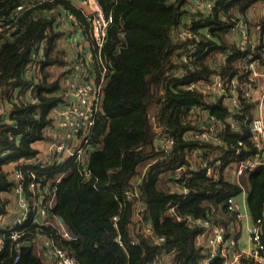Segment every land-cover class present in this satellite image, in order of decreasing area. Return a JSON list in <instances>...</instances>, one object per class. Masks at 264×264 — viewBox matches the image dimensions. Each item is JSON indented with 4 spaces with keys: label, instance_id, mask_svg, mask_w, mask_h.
Listing matches in <instances>:
<instances>
[{
    "label": "trees",
    "instance_id": "obj_1",
    "mask_svg": "<svg viewBox=\"0 0 264 264\" xmlns=\"http://www.w3.org/2000/svg\"><path fill=\"white\" fill-rule=\"evenodd\" d=\"M261 1L215 0L206 10L196 0H98L114 21L101 49L108 72L94 126L99 145L87 157L91 174L83 177L74 163L47 172L43 184L49 188L51 179L65 173L56 193L49 190L46 197H53L49 222L27 221L18 259L16 242L7 239L0 264H54L45 254L53 248L42 243L43 236L72 253L78 264H150L161 256L168 263L200 264L207 254L202 220L224 225L227 238L239 236L242 223L228 200L238 198L244 186L228 179L226 170L260 152L252 139L258 101L246 90L257 84L249 80V62L258 61L264 69L259 56L264 37L258 47L249 43L243 50L234 27L244 16L247 23L248 10ZM19 4L26 7L18 10ZM63 8L74 18L63 16ZM63 23L81 26L92 38L90 24L73 0H0V107L7 106L9 120L0 112V218L13 187L8 167L37 155L36 143L52 121L50 111L62 100L60 78L50 79L49 67L67 64ZM185 27L191 35L184 38L179 31ZM45 38L35 81L27 76L26 65ZM191 44L195 50L186 61ZM215 74L226 82L223 93L198 84L211 82ZM30 88L37 103L14 99L16 90ZM233 89L238 103L231 105L225 97ZM213 117L221 128L214 131L218 142L197 135ZM161 134L173 138L169 148L162 146ZM217 159V171L207 175L204 163ZM164 178L175 188H162ZM245 178L249 212L254 220L264 218V164ZM61 223L75 239L59 232ZM145 224L151 233L144 231ZM154 235L164 239L156 243ZM211 264L225 263L216 258ZM243 264L256 263L247 255Z\"/></svg>",
    "mask_w": 264,
    "mask_h": 264
},
{
    "label": "built area",
    "instance_id": "obj_2",
    "mask_svg": "<svg viewBox=\"0 0 264 264\" xmlns=\"http://www.w3.org/2000/svg\"><path fill=\"white\" fill-rule=\"evenodd\" d=\"M85 17L90 24V30L92 32V42L94 46V54L96 58V64L98 66V73L96 78L89 76L90 72H87L89 66L80 54H75L74 57L65 59L67 64L64 65L65 73L63 74V83L58 94L61 97V101L53 106L50 111L51 123L47 124L43 129L44 138L47 139L48 145L41 147L37 155L33 158H24L19 161L8 171L12 180L13 187L10 192L17 196L20 211L16 215V219L10 223L6 222L10 212L0 218V251L6 246L7 239H11L16 242L15 249L17 255L15 261L18 259L20 247L23 243L22 237L24 236V227L27 221L38 222L45 224L49 222L48 206L53 203V197L49 200L46 199L49 190L53 194L56 193L57 183L62 181L64 172L59 174L49 181L54 185L49 188V184L45 181L46 173L54 170H61L71 163L78 166L79 171L83 177H87L91 174V170L87 166V157L93 149H95L99 142L94 139V126L96 121V113L99 111L102 102V96L104 91V82L108 72L106 63L101 54V49L106 41L107 32L110 25L114 21L112 13H107L98 2V0H82ZM34 3H30L33 5ZM196 5L201 9L210 10L216 4L215 0H196ZM25 4H19L18 10L24 9ZM63 14L67 13L69 18H74V14L63 8ZM246 21L244 17H241L236 21L234 27L235 32L239 35V44L241 49L245 50L247 44L251 43L252 48L258 47L260 40H252L249 31L246 27ZM8 26V25H7ZM14 27V26H13ZM0 24V30H2ZM182 37L191 35L188 28H183L179 31ZM47 47V38L41 41L37 47L34 57L26 65V74L29 78L35 77V81L41 74V59L44 56L45 48ZM190 49L185 51L184 57L188 61L190 56L195 50V44H191ZM260 58L264 57V45L259 51ZM88 66V67H87ZM251 72L249 80L256 82L257 77L261 74L262 66L258 61H251L248 64ZM71 69V70H70ZM69 72L70 77L68 80L66 75ZM79 70H82L80 72ZM63 71V72H64ZM84 77V80L82 79ZM237 81L233 82V86H237ZM198 84L204 85L208 90H212L215 93H223L226 82L219 75L215 74L211 82L200 80ZM195 83L189 84L193 87ZM246 90L247 95L253 96V89ZM32 88L25 90H16L14 96L16 100L23 99L25 102L37 103L38 98L32 94ZM226 101L231 105L238 103L237 93L233 89L231 96L225 97ZM258 101V110L252 121V139L254 145L260 149L255 157L247 158L245 160L234 162L236 164L233 170L237 175L244 173L248 174L255 170V168L264 164V92ZM236 112V110H233ZM0 112L5 114L7 119V106L4 104L0 107ZM38 116V115H37ZM202 132L198 133L207 140L214 139L220 141V136L214 131L221 130L220 126H217L215 118L207 124L202 125ZM22 134L20 135V137ZM19 137V139H20ZM161 144L164 148H169L173 142V138L167 135L161 134L159 136ZM242 144V141H239ZM221 164V160L217 159L213 164L209 161L204 163L207 175L213 176L217 171V167ZM231 166V165H230ZM146 170V169H145ZM178 173L179 170H177ZM239 182V181H238ZM240 183V182H239ZM241 184V183H240ZM9 192V193H10ZM8 197V203L10 202ZM228 208L232 211H236L239 218L243 217L240 202L237 198L231 197L228 200ZM180 218V217H178ZM194 220V219H193ZM264 222V218L253 219V224L250 227V238L254 242L253 246H242L240 240L234 236L226 237V228L224 225L211 223L209 220H202L201 223L207 227L205 232V245L207 254L201 259L200 264H211L216 258L223 260L225 264H243V257L252 256L256 264H264V253L262 249L264 245L261 243V224ZM6 232H1V228H5ZM59 232L63 236L75 239L65 226L61 223L59 226ZM144 231L148 234L152 232L149 224L144 225ZM154 241L161 243L164 239L161 235H154ZM46 244L51 245L52 254L51 257L54 260V264H78L75 256L68 250L61 246H56L52 240L46 238ZM55 245V246H54ZM150 264H173L168 263L164 256L157 257Z\"/></svg>",
    "mask_w": 264,
    "mask_h": 264
},
{
    "label": "crops",
    "instance_id": "obj_3",
    "mask_svg": "<svg viewBox=\"0 0 264 264\" xmlns=\"http://www.w3.org/2000/svg\"><path fill=\"white\" fill-rule=\"evenodd\" d=\"M75 2V4L80 8L83 9V2L80 0H73ZM256 11V13H254ZM257 12H259L263 17V21L260 24V29L257 28V33L256 35H253L255 41L260 40L259 38L261 36L264 37V2H258L257 4H255L253 7H251L248 12H247V17H248V13H250L251 16L253 15H259ZM65 14H63L64 16ZM260 16V15H259ZM245 21H246V16H244ZM75 21H77V23H80L79 20H77L76 18L74 19ZM247 24H249V22H247ZM246 24V25H247ZM64 30L66 31V35L61 39V44L67 49L69 50V52L66 54V56L68 58H73L75 54H80L82 56V58L86 61V63L88 64L89 68L87 70V72L89 73V76L91 75V78L94 77V79L97 76L98 73V66L96 64V58H95V54H94V46H93V42H92V38H90V36H88V34L85 32L84 29H81L82 27L79 25H74V24H64ZM248 31L250 34V37H252L250 30H249V26H248ZM237 35V33H236ZM87 66V67H88ZM95 68V69H94ZM50 70H52V74L50 76V79H54L56 77L59 76V80H60V84L63 83V74L65 73L64 69V65L63 66H51L49 67ZM64 71V72H63ZM80 72H82V70H79ZM69 72L72 71H68L66 77L69 80L71 76H73L72 74L69 75ZM261 74L258 75L257 77V84L255 86V88L252 90L253 92V96L254 98H260L262 93L264 92V69L263 67L261 68ZM41 73V72H40ZM82 79L84 80V77H82ZM259 92V95H256V93ZM40 141L38 140L36 145L39 148L40 146ZM13 166L10 165L8 167V171L12 168ZM235 180V179H234ZM236 181V180H235ZM248 196V192H245V190L242 192V194L237 198V200L240 202L241 205V210L243 208V201L242 199L244 197ZM248 202V201H247ZM9 222H12L16 219V215L11 212L9 215ZM242 225H240L241 228V233L239 234V236L237 237L240 240V243L242 246H246V247H250L253 246L254 242L251 240L250 238V227L253 224V218L250 214V212L248 213V218L244 220V215L242 218H240ZM42 243L46 244V237L43 236L41 238ZM46 256L51 258V254L48 256V253L45 252Z\"/></svg>",
    "mask_w": 264,
    "mask_h": 264
},
{
    "label": "rangeland",
    "instance_id": "obj_4",
    "mask_svg": "<svg viewBox=\"0 0 264 264\" xmlns=\"http://www.w3.org/2000/svg\"><path fill=\"white\" fill-rule=\"evenodd\" d=\"M203 1H207V0H203ZM254 13H256V11ZM257 13L260 16L259 15H253V16H251L250 13H248V17L247 18H248L249 24H247V25L245 24L246 27H247V29H248V26H249L250 32L253 35H256L257 28L260 29V27H261L260 24L263 21V19H262L263 16L259 12H257ZM236 36H237V38H239L238 33H237ZM65 57H66V55H65ZM256 95H259V92H257ZM257 99H259V98H257ZM48 143L49 142H48L47 139H45V140H42L41 139L40 146L41 147H44V146L48 145ZM16 163L17 162H13V163H11V165L14 166ZM235 166H236V164L235 163H232L231 166L228 167V169L226 170V177L228 179H231V180H234L235 179L237 182L239 181L244 186L245 192H248V189H249L248 188V183L246 182V178H245L246 177V173H244L242 175H237L235 173V171L233 170V168H235ZM146 167H147V165L146 166H143L142 167L143 168L142 171H144L146 169ZM179 172H180V170H179ZM160 186L162 188H164V189L170 190V188H172L174 186V183L173 182H169L167 180V178H164V180L160 181ZM174 188H175V186H174ZM7 197L10 198L9 199L10 202L8 203V210H7V212L8 211L10 213L13 212L15 215H17L18 212L20 211V206H19V202H18L17 196L14 193H12V192H10V193L8 192L7 193ZM242 201H243L242 213L244 215V220H245V219L248 218V213H249V206H248V202H247V197L245 196L242 199ZM7 212L4 215H6ZM8 221H9V218L6 220V222H8Z\"/></svg>",
    "mask_w": 264,
    "mask_h": 264
},
{
    "label": "water",
    "instance_id": "obj_5",
    "mask_svg": "<svg viewBox=\"0 0 264 264\" xmlns=\"http://www.w3.org/2000/svg\"><path fill=\"white\" fill-rule=\"evenodd\" d=\"M80 1H82V0H80ZM6 154H7L6 152L3 153V155H6ZM60 220H61V222H63L62 218H60Z\"/></svg>",
    "mask_w": 264,
    "mask_h": 264
}]
</instances>
